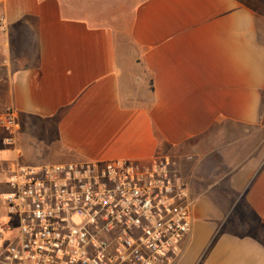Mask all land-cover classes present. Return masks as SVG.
Masks as SVG:
<instances>
[{
    "label": "crops",
    "instance_id": "obj_1",
    "mask_svg": "<svg viewBox=\"0 0 264 264\" xmlns=\"http://www.w3.org/2000/svg\"><path fill=\"white\" fill-rule=\"evenodd\" d=\"M114 3L0 0V198L17 167L170 156L194 201L173 264H264V0Z\"/></svg>",
    "mask_w": 264,
    "mask_h": 264
},
{
    "label": "built area",
    "instance_id": "obj_2",
    "mask_svg": "<svg viewBox=\"0 0 264 264\" xmlns=\"http://www.w3.org/2000/svg\"><path fill=\"white\" fill-rule=\"evenodd\" d=\"M0 128L12 144V111ZM7 185L16 229L2 228L0 264H173L191 229L194 201L170 156L17 167Z\"/></svg>",
    "mask_w": 264,
    "mask_h": 264
},
{
    "label": "rangeland",
    "instance_id": "obj_3",
    "mask_svg": "<svg viewBox=\"0 0 264 264\" xmlns=\"http://www.w3.org/2000/svg\"><path fill=\"white\" fill-rule=\"evenodd\" d=\"M128 0H115L114 5H108L104 10L103 14L109 15L110 18L116 19L120 24L126 22L127 13L121 10V8L126 7ZM0 198V204H1ZM13 215L6 214L4 208H0V259L2 258L6 247L11 241L12 233L11 231H3L2 228L5 224H11L12 229H16L15 220H13Z\"/></svg>",
    "mask_w": 264,
    "mask_h": 264
}]
</instances>
